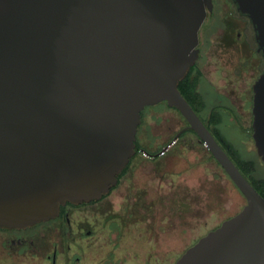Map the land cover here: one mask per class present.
Instances as JSON below:
<instances>
[{"label":"water","instance_id":"1","mask_svg":"<svg viewBox=\"0 0 264 264\" xmlns=\"http://www.w3.org/2000/svg\"><path fill=\"white\" fill-rule=\"evenodd\" d=\"M264 57V0H234ZM211 0H0V227L99 200L135 153L142 111L183 115L246 199L175 264H264V197L178 89ZM264 166V70L253 84Z\"/></svg>","mask_w":264,"mask_h":264},{"label":"flooded vegetation","instance_id":"2","mask_svg":"<svg viewBox=\"0 0 264 264\" xmlns=\"http://www.w3.org/2000/svg\"><path fill=\"white\" fill-rule=\"evenodd\" d=\"M211 2L212 10L207 11L199 30L198 59L188 72L191 80L195 81L199 97L189 101L181 94L253 186L250 177L261 179L256 175V161L242 156L224 134L221 125L227 118L230 124L237 126L243 133L248 150L255 151L257 160L263 166L253 139L252 110L253 84L264 70V57L258 50L256 32L250 19L238 10L235 1ZM213 18L218 25L210 36V49L204 53L202 41L205 24ZM253 44L256 49L252 47ZM201 80L208 82L212 88L211 104L201 91ZM162 103L167 105L166 102ZM170 108L184 121L172 140L157 141L151 146L142 144L136 136L134 155L118 175L117 183L101 199L79 205L67 203L61 206L56 218L25 229L0 227V264H32L28 259L35 256L40 257L38 264H151V255L157 252L158 234L162 230L163 193L168 185L167 190L177 191L178 187L165 182L172 172L167 174L162 166L154 171L153 177L158 179L156 184L135 182L132 173L126 175L124 183L123 176L137 169L144 161H159L177 143L194 148L200 142L221 167L201 138L190 129L179 110ZM176 195L179 193L176 192ZM109 196L112 198L109 199ZM102 202L107 205L91 207ZM182 202L176 198L172 200L171 210L174 211L173 208ZM55 221L59 223L58 232L54 235L56 242L51 245L50 231L37 232L35 229ZM40 241L45 245L40 246ZM147 242L150 244L149 251L145 246ZM178 259L173 263L164 259L160 264H175Z\"/></svg>","mask_w":264,"mask_h":264},{"label":"rangeland","instance_id":"3","mask_svg":"<svg viewBox=\"0 0 264 264\" xmlns=\"http://www.w3.org/2000/svg\"><path fill=\"white\" fill-rule=\"evenodd\" d=\"M217 25L215 18L205 24L202 41L204 53L210 49V36L215 32ZM252 47L256 49L255 44ZM255 56L260 57L258 54ZM200 85L206 101L211 104L212 88L205 80H201ZM183 124L184 121L180 115L161 102L142 111L137 137L142 144L153 146L157 141L172 140L178 127ZM221 128L242 156L256 161V175L264 178L263 166L257 160L255 151L248 150L243 133L239 128L230 124L227 118ZM158 166L166 168L164 171L167 174L172 172L169 175L170 179L165 182L175 184L178 190H167L168 185L163 193L162 230L158 234L157 252L151 255L153 256L151 264H160L164 259L170 263L175 262L187 247L195 244L209 231L216 229L223 221L236 215L246 204L243 194L211 155L209 156L206 148L200 142L194 148L177 143L159 161H144L137 169L128 171L123 176L122 182L125 183L126 175L132 173L135 182L156 184L158 179L153 175ZM176 192L179 195H176ZM108 198L110 199L112 196ZM175 198L183 200L182 204L173 208L176 212L171 210L172 200ZM100 205L107 204L102 202L93 204L91 207L94 209ZM58 224V221L45 224L36 228L35 231L43 232L48 229L52 245L56 242L54 235H57ZM39 244L40 246L45 245L41 241ZM145 246L149 251L150 244L147 242ZM28 260L32 264H38L40 257L35 256Z\"/></svg>","mask_w":264,"mask_h":264},{"label":"trees","instance_id":"4","mask_svg":"<svg viewBox=\"0 0 264 264\" xmlns=\"http://www.w3.org/2000/svg\"><path fill=\"white\" fill-rule=\"evenodd\" d=\"M178 89L189 101L197 99L199 97L196 92L195 81L193 82L191 80L190 74H188L184 78V80L179 83ZM216 136L219 137L217 132ZM250 179L252 180L253 186L256 188V190L264 197V178L255 179L253 177H250Z\"/></svg>","mask_w":264,"mask_h":264}]
</instances>
